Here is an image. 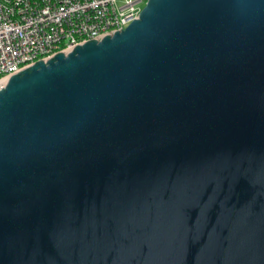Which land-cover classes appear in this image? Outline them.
Here are the masks:
<instances>
[{"label":"water","instance_id":"obj_1","mask_svg":"<svg viewBox=\"0 0 264 264\" xmlns=\"http://www.w3.org/2000/svg\"><path fill=\"white\" fill-rule=\"evenodd\" d=\"M0 264H264V0H146L9 77Z\"/></svg>","mask_w":264,"mask_h":264},{"label":"built area","instance_id":"obj_2","mask_svg":"<svg viewBox=\"0 0 264 264\" xmlns=\"http://www.w3.org/2000/svg\"><path fill=\"white\" fill-rule=\"evenodd\" d=\"M146 0H0V88L9 77L122 30Z\"/></svg>","mask_w":264,"mask_h":264},{"label":"rangeland","instance_id":"obj_3","mask_svg":"<svg viewBox=\"0 0 264 264\" xmlns=\"http://www.w3.org/2000/svg\"><path fill=\"white\" fill-rule=\"evenodd\" d=\"M144 5V4H143ZM143 5H142V7H143Z\"/></svg>","mask_w":264,"mask_h":264}]
</instances>
